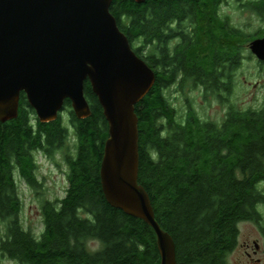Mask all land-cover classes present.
Instances as JSON below:
<instances>
[{"label": "trees", "instance_id": "16d2710c", "mask_svg": "<svg viewBox=\"0 0 264 264\" xmlns=\"http://www.w3.org/2000/svg\"><path fill=\"white\" fill-rule=\"evenodd\" d=\"M222 0H112L110 12L134 52L150 66L155 81L135 104L138 119V183L148 193L155 220L173 238L177 264H229L244 221L261 225L264 205V104L240 108L231 101L234 72L248 35L218 15ZM246 7L264 17V0ZM176 27L191 31L173 54L167 44ZM137 43L139 45H137ZM241 43H243L241 45ZM180 71V75L178 72ZM178 84L201 88L204 97L226 104L220 121L202 118L187 102L180 112L164 89ZM90 115L78 118L70 100L68 129L61 112L40 122L20 94L18 114L0 121V254L18 264H160L154 230L111 206L99 169L108 124L84 82ZM61 153L66 167L64 195L41 205L38 234L19 218L17 177L33 187L36 154ZM96 242V246H92Z\"/></svg>", "mask_w": 264, "mask_h": 264}, {"label": "water", "instance_id": "95a60500", "mask_svg": "<svg viewBox=\"0 0 264 264\" xmlns=\"http://www.w3.org/2000/svg\"><path fill=\"white\" fill-rule=\"evenodd\" d=\"M111 2L0 0V121L17 116L21 92L40 122L56 119L66 99L85 118L91 113L83 91L89 81L108 124L99 169L104 197L154 230L160 264H177L173 238L155 220L150 197L138 183L135 104L155 74L119 29ZM248 47L264 61V36Z\"/></svg>", "mask_w": 264, "mask_h": 264}, {"label": "rangeland", "instance_id": "374dc122", "mask_svg": "<svg viewBox=\"0 0 264 264\" xmlns=\"http://www.w3.org/2000/svg\"><path fill=\"white\" fill-rule=\"evenodd\" d=\"M254 0H228L222 4L221 12L228 15L230 24L239 28L246 34L255 35L264 29V17H261L246 3ZM243 43H241L242 45ZM137 45H139L137 43ZM246 43L241 50V65L234 72V90L231 101L240 108H258L264 104V61H259L250 51ZM167 100L178 111L185 110L187 102H191L194 109L202 118L212 121H220L225 112L226 104H222L210 96L205 98L199 87L186 86L179 89L178 84H172L164 89ZM64 124L69 123L68 111H61ZM38 170L37 180L40 186L33 187L17 177L19 197L22 202L19 218L25 228L38 234L43 229L41 205L43 200L53 201L64 195L67 180L62 176L58 168H65V163L59 157L36 154ZM58 164L59 167L56 165ZM264 189V181L259 185ZM263 213L261 225H264V205L259 206ZM239 236L237 247L228 256L229 264H264V237L259 226L250 221H244L239 225ZM3 234V222L0 219V237ZM248 241L249 252L252 260L245 253L243 242ZM254 242L258 244L257 248ZM96 246V242L91 243ZM253 250L256 253H253ZM0 264H18L0 254Z\"/></svg>", "mask_w": 264, "mask_h": 264}, {"label": "flooded vegetation", "instance_id": "af4514ba", "mask_svg": "<svg viewBox=\"0 0 264 264\" xmlns=\"http://www.w3.org/2000/svg\"><path fill=\"white\" fill-rule=\"evenodd\" d=\"M254 1H257V0H254ZM226 2H228V0H222L221 1L220 5H219V8H218V15L221 16L223 18V20L225 19L228 22V24L230 25L229 16L228 15H224L221 12V8H222L221 6H222L223 3H226ZM172 24L173 25H170V28H173L174 30H173V32H171L172 35H171V38L169 39L168 44H167V49L169 50V53H171V54H173V52H174L175 48L177 47V45L181 43V41H182V37H181L182 34L183 35H187L191 31V29H189L191 27H190V23L188 21H185L184 24L182 25L183 27H181V28L180 27H176L177 21H173ZM263 36H264V34L261 35V36H257V37H263ZM178 75H180V71L178 72ZM70 126H71V124L70 123H67V126L66 127L68 129L71 128ZM45 156H47V155H45ZM57 156L59 157V160L60 161H63L64 162V157H62V154L61 153H57ZM56 165L59 167L58 164H56ZM58 169H59L60 173L62 174V176L66 180V167L65 168H58ZM21 180H23L24 182H26L24 179H21ZM254 245L257 248L258 244L256 242H254ZM243 246L245 247L244 253H245L246 257L249 260L254 259L253 256H252V254L248 250V248L250 247V243L248 241H244L243 242ZM236 247H237V245H236ZM253 253L255 254L256 251L253 250Z\"/></svg>", "mask_w": 264, "mask_h": 264}]
</instances>
